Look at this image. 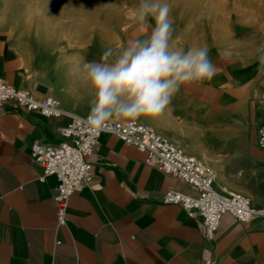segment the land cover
I'll return each instance as SVG.
<instances>
[{"label": "crops", "instance_id": "0c3cea01", "mask_svg": "<svg viewBox=\"0 0 264 264\" xmlns=\"http://www.w3.org/2000/svg\"><path fill=\"white\" fill-rule=\"evenodd\" d=\"M44 23L45 29L55 24ZM137 25L109 47L143 37L154 22ZM173 28V47H208L215 74L181 86L161 116L138 121L180 142L211 168L217 191L240 193L261 208L264 61L249 59L246 47L233 48L231 39L176 33L174 23ZM101 54L68 52L48 62L0 34V77L83 116L90 110L83 65ZM70 121L12 102L0 106V264H264V217L240 223L227 214L215 241L208 242L200 214L190 216L182 206L164 202L168 190L196 195V189L148 166L146 153L110 133L101 135L89 158L92 184L69 198L67 225L59 226L58 181L54 176L40 181L43 168L31 146L60 144V129Z\"/></svg>", "mask_w": 264, "mask_h": 264}, {"label": "built area", "instance_id": "2783aa9c", "mask_svg": "<svg viewBox=\"0 0 264 264\" xmlns=\"http://www.w3.org/2000/svg\"><path fill=\"white\" fill-rule=\"evenodd\" d=\"M12 102L26 111L37 112L47 118L70 116V123L60 129L62 142L58 145L35 143L31 146L33 159L43 168L41 182L54 176L58 186L54 195L59 226L67 225L69 198L94 179L93 165L89 158L94 155L99 138L110 133L129 145L147 154L146 164L164 174L176 176L196 189L192 195L177 190H168L164 195L166 204L182 206L190 216L198 213L203 218L204 236L214 242L225 215H231L240 223H249L264 217V206L255 208L251 201L240 193H221L215 189V174L193 154L187 152L178 141L155 129L127 121H114L104 130L95 132L87 124V115H76L66 111L61 102L48 96L38 99L29 90L18 89L0 77V106ZM259 130V145L264 149V134ZM205 264H213L208 260Z\"/></svg>", "mask_w": 264, "mask_h": 264}, {"label": "rangeland", "instance_id": "374dc122", "mask_svg": "<svg viewBox=\"0 0 264 264\" xmlns=\"http://www.w3.org/2000/svg\"><path fill=\"white\" fill-rule=\"evenodd\" d=\"M168 2L179 28L176 33L231 39L233 48L246 47L249 59L264 57V0ZM138 4L139 0H0V34L48 62L68 52L101 53L138 27L132 18ZM47 20L55 24L45 29Z\"/></svg>", "mask_w": 264, "mask_h": 264}, {"label": "clouds", "instance_id": "9594fccd", "mask_svg": "<svg viewBox=\"0 0 264 264\" xmlns=\"http://www.w3.org/2000/svg\"><path fill=\"white\" fill-rule=\"evenodd\" d=\"M170 12L168 0H139L132 18L141 24L154 20L151 31L126 45L107 47L98 61L84 63L82 79L90 95L87 124L91 130L102 131L114 121L157 118L169 109L181 86L214 76L207 46L173 47Z\"/></svg>", "mask_w": 264, "mask_h": 264}]
</instances>
